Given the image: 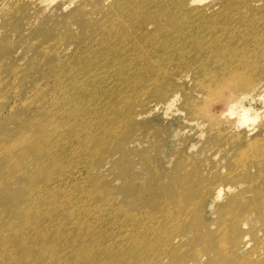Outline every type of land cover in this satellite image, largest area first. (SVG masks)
<instances>
[{
    "label": "bare ground",
    "instance_id": "obj_1",
    "mask_svg": "<svg viewBox=\"0 0 264 264\" xmlns=\"http://www.w3.org/2000/svg\"><path fill=\"white\" fill-rule=\"evenodd\" d=\"M221 5L0 0V264H264V0Z\"/></svg>",
    "mask_w": 264,
    "mask_h": 264
},
{
    "label": "rangeland",
    "instance_id": "obj_2",
    "mask_svg": "<svg viewBox=\"0 0 264 264\" xmlns=\"http://www.w3.org/2000/svg\"><path fill=\"white\" fill-rule=\"evenodd\" d=\"M203 2H204V3H207V2H208V3H214V4H216V5H221V3L223 2V0H203ZM54 4H56V3H54ZM221 6H222V5H221ZM211 61H213V59H212V58H209V60L207 61V64L210 63ZM188 87H194V86L188 84ZM221 88H222V86H221V87H217V88H215V89H214V92H215L216 94H218V93L220 92ZM227 91H228V93H231V90H230V89H227ZM10 93H12V91H11ZM13 95H15V94L12 93V94H11V98H12ZM18 97H19V96H17V98H18ZM147 97L150 98L149 96H147ZM11 101H12V100H11ZM12 102H13V101H12ZM23 102H24V100H23L22 98H20V99H18V103H17V104H21V103H23ZM4 103H6V101H5ZM259 105L261 106V109H264V103L261 102V104H259ZM214 106H215V109H216V110H220V108H221L222 106H224V105H222L221 100L218 99V100L215 102V105H214ZM15 108H16V107H14L13 109L15 110ZM11 111H12V108H10V107L8 106V103H7L6 105H4V104H0V112H2L4 115H6V114H10ZM171 116H172V115H170V116L167 117V118L171 119V118H172ZM149 118H150V119H151V118L154 119V121L150 120V124H151L152 126H161V127L163 128V133H164V131H165V129H166L165 127L169 126V122L165 120V117H164L163 114H161V112H156V111H154V112H152V113L149 114Z\"/></svg>",
    "mask_w": 264,
    "mask_h": 264
}]
</instances>
